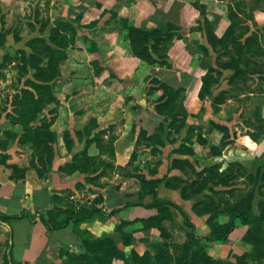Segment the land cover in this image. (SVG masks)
<instances>
[{"label":"crops","instance_id":"crops-1","mask_svg":"<svg viewBox=\"0 0 264 264\" xmlns=\"http://www.w3.org/2000/svg\"><path fill=\"white\" fill-rule=\"evenodd\" d=\"M104 1H106V10L111 12L110 22L104 23V25L96 24L87 31L83 29L87 35L92 31L95 33L94 39L88 38L89 42L84 44H92L91 46L95 48V51H98L97 48L101 51L104 49L109 51V56L105 59L100 58V55L96 52L88 50L92 53L94 60L95 58L100 59V66L111 68L110 70L113 73H116V70L120 71L123 73L120 74L123 77L131 75L138 78V81H144L145 77L150 75L173 87L186 88L185 105L189 111H193L197 104L201 102L199 92L202 87V77L213 66L216 56L207 39L205 18L210 22L219 19L215 34L221 38L230 24L227 19L229 7H232L239 16L244 18L245 14L238 10L237 5L242 1H246L248 5L249 2H252L255 5V10L248 17L245 16L247 20L245 24L249 26L245 29V32L243 31L246 33L244 38L253 34L262 37L252 21L254 19L258 25L264 26V10L263 12L257 11L259 8L264 9V0H97L102 7ZM197 3L205 6V17L201 15V12L195 6ZM247 7V12H250L249 6ZM242 9L243 12L246 11V9ZM112 12L117 14V18L112 17ZM103 17L104 11L98 7H94L91 16H89L92 20H101ZM119 18L128 19L129 23L136 27L144 26L149 29L173 26L171 33L174 37L169 45L167 58L172 68L161 64L151 66L146 64L147 66H144L140 59L126 55L128 43L126 40L122 41L121 39L123 33L120 32L119 25L116 23V19ZM101 41L107 43L106 46ZM261 43V48L264 50V44L262 41ZM255 48L258 49V45ZM154 57L158 58V55L154 54ZM89 80L99 82L98 86L93 87V89L98 88V91H92L89 95L82 90L76 94V97L81 98V101L83 100L80 107H58L54 111L55 116L57 115L58 118L52 124L51 130L55 132L57 141L53 145L52 167L43 177L39 176L33 166V161L36 159H34L31 143H29L28 148L15 144L6 153L8 155L7 165H17L20 172L15 174L13 169L0 165V212L12 217L8 221H0V242L2 243L0 262L8 260L17 264H65L66 258L61 256V251L83 255L86 248L81 236L75 232L73 224L53 229L47 227L41 221V215H45L48 220L49 218H61L62 215L71 216L80 207H93L96 198L100 196H102L103 202L96 205V207L102 209L104 216L83 223L80 229L89 231L98 239H113L119 249L126 253L127 257L131 255L132 251L139 255L144 254L146 251H151L152 255L155 254L153 245L161 240L160 232L157 229L152 228L146 231L141 229L142 225H137L130 246H126L122 242L121 236L116 231V227L122 221L147 219L157 215L155 209H147L142 206L126 208L127 204L139 200V189H126L127 183L115 185L114 180L107 184L108 177L101 178L102 182L107 180V183L99 186L88 182L86 180L88 175L86 174L79 171L68 174L64 171L68 165L73 164L76 156L85 149L87 138L85 128L92 119H97L95 130H98L106 124L117 122V119H115L117 116H119V119L125 117L119 123V128L125 130L121 134L117 133L115 142L116 159L114 164L117 166H125L129 162V155L124 147L135 142L134 132L143 128L145 119H151L153 124L158 123V118L153 115L155 113L154 106L149 105L147 101L145 103L140 101L143 98L146 99L147 94L145 96L139 94V100L134 103L133 108H129L124 104L127 96L125 90L122 91L119 88L120 91H117L114 88H108L102 83L101 78L95 74L89 76L86 81ZM104 94L113 98L115 96L121 98L123 104L119 102V107H116L111 104L113 103L111 100H103L104 96L102 95ZM99 95H101L102 101L99 99ZM246 96L264 97V92L251 91L240 95L243 98ZM88 98H92V100ZM228 102L233 101L229 100ZM207 109L206 120H212L231 128L232 123L228 119H233L228 117L224 110L214 115L210 110L211 108ZM241 114L242 111L239 108L233 113L235 116ZM62 115L64 120L59 123V116ZM190 119L195 120L193 117H190ZM248 119L251 120V118ZM193 121L190 124H193ZM205 122L198 121L196 124L205 125ZM238 129L237 127L236 131ZM66 132L69 134L68 142L65 138ZM241 133H239V138L235 139V144L239 146L235 150L239 155L234 158L243 159L247 157L246 159L251 158L250 160H252L259 157L262 160L264 158V139L261 138L255 141L249 133ZM89 155L93 156L95 154L89 153ZM225 158H228L226 154L220 156L218 160L226 163ZM161 172H164V169H161ZM12 176H14V179ZM164 190V187L159 188L161 198L165 197L163 195ZM165 199H172V202L175 203L174 198L166 197ZM180 206L182 207V205ZM187 213L191 216L190 210ZM29 215L34 218L31 219ZM173 217L174 225L171 230L174 242L183 243L186 239V231L183 228L182 219L175 212H173ZM191 219L198 228L205 231L203 221L195 217L192 218V216ZM234 241L237 242L236 247L244 248V244L239 245L242 244L240 239ZM224 246V244H217L216 251L213 248H208L209 254L215 258L221 257L218 250ZM113 264L127 263L122 260H114Z\"/></svg>","mask_w":264,"mask_h":264},{"label":"rangeland","instance_id":"rangeland-1","mask_svg":"<svg viewBox=\"0 0 264 264\" xmlns=\"http://www.w3.org/2000/svg\"><path fill=\"white\" fill-rule=\"evenodd\" d=\"M105 2H103V7H98L104 11V17L101 20H92L89 16H91L94 7H97L96 3H99L97 0H0V42L2 40L6 41L5 45L0 47V160H7L5 159L8 157L6 153L15 144L21 147H29V142L26 139L30 138V134H25L23 124L20 123V119L16 113L19 104L16 96L21 93V89L27 87L26 81L31 78L29 75L22 76L20 72V67L24 64L22 59L23 55L20 52L25 51L27 54H31L32 49L28 46L31 40L44 38L48 41L52 28L59 21H71L76 19L78 15H82L80 21L84 27L79 29L77 36L74 37L72 46L68 47L62 53V57L64 58L61 61L60 76L50 83V94L47 96L50 100L44 106L45 111L43 115H40L30 127L39 125L40 121L54 123L58 118L57 115L55 116L54 111L58 107H80L83 100L81 101V98L76 97V94L82 90L86 91L89 95L92 91H98V88H94L96 89L94 90L93 87L98 86L99 82L92 80L86 81L89 76L95 74L101 78L102 83L108 88H114L117 91H120L119 88L122 91L125 90V95L127 96L125 97L124 104L129 108L134 107V103L139 100V94H144V96L147 94V98H143L140 101L143 103L147 101L149 105L154 106L155 113L153 115L158 118L157 124H153L151 119H145L143 128L134 132L135 142L130 146L124 147L129 155V162L125 166L113 164L116 159L115 142L117 140V133L121 134L125 130L119 128V123L125 117L119 119V116L116 115L117 117L115 119H117V122L106 124L98 130H95L97 119L91 120L90 124L85 128L86 141L92 139L97 131L103 130L106 135L103 137L106 155L103 158L101 157V159L110 161L114 165V167L105 170L106 177L109 178L108 183L107 180H103L102 182L101 179L100 184H109L114 180L115 185H124L127 183L125 186L126 189H139L140 191L141 188H148L147 181L160 179L161 182L157 189L159 199L174 203L172 199H165L166 197L174 198V204L179 207L182 205L181 209L186 212L191 221V216L192 218L195 217L203 221L205 223V231L197 226V232L201 236L210 233V228L207 224L209 216L204 214L202 208L196 210L195 206L203 201L205 197H211L214 201L219 200L220 197L226 198L224 199L225 202H222L224 209H228L235 203L244 204L248 201H253L258 209L264 196V181L252 179L250 175H256L262 160L259 157H255L252 160H250L251 158L246 159L247 157L243 159H235L234 157L239 155L235 150V148L239 147L235 144V139L239 138V133H252L258 138L264 139V97H240L241 94H246L251 91L263 93L264 74H241V78L243 75H246L247 78V84L243 87L241 78H237V82H232L230 77L233 74V70L231 68L223 70L219 68L218 64H215L218 59L216 55L213 64L216 67V72L214 73L213 85L209 91L211 94L209 97L207 96L206 101L199 102L193 111L187 109L191 115L196 116L193 117L195 120L193 121L185 113L181 112L179 107L175 108L179 112V116L175 118L171 115L169 107L163 109V104L158 103L161 91H158L159 81L156 78L149 75L145 77L144 81H138V78H134L131 75L121 76L120 74L123 73L117 70L116 73H113L110 70L111 68L100 66V59L97 60L95 58L94 60L91 55V52H96L100 55V58L106 59L109 56V51L105 49L101 51L99 48H97L98 51H95V48L91 46L92 44H84L89 42L88 38L94 39L95 37L93 31L91 33L89 32V35L85 34V31L90 29L93 23L104 25V23L110 22L111 12L106 10ZM247 6L250 8V12H247ZM237 8L248 17L254 12L255 5L252 2H249L248 5L246 1H242L237 5ZM242 8L246 9V11L243 12ZM263 10L262 8L257 9V11L261 12ZM227 15H229V11ZM245 16L243 18L238 14L235 15L234 20L238 23L235 28V36H238L243 31L245 32V29L248 28L249 25L245 24L247 23ZM227 19L230 26L232 19L230 20L229 17ZM252 22L257 26L256 30L262 34V37L260 38L258 34L254 35L258 36L260 43L262 41L264 44V26L258 25L254 19ZM217 26L218 24L214 26L215 32ZM118 27L120 29V26ZM121 37L122 41H124V34ZM242 41L244 40L242 39L241 43ZM105 42L107 41L105 40ZM101 43L103 45L105 44L104 46L107 44L102 41ZM88 50L92 51L89 52ZM127 50L126 52L124 50L126 55L135 57L129 47ZM247 58L252 61L251 65L255 68L254 62L261 59L260 56L252 57L251 55H248ZM229 60L230 57L227 56L222 58L221 62L227 63ZM141 61L144 66H151L147 62ZM242 67L244 66L242 65ZM251 76L254 77L252 78ZM244 89L247 91L243 92ZM234 94L235 97H233ZM102 96H104L103 100H111L113 102L111 104H114L116 107H119V102L123 104L121 102L122 99L117 96L114 98L107 94ZM99 97L101 100V95ZM88 99L92 100V98ZM229 100L233 102L229 103ZM207 108H211L210 110L214 115L224 110L226 115L233 119H228L232 123L231 128L212 120H206ZM237 108L242 111L240 116L233 115ZM256 112L260 113L262 121L253 120L252 116ZM63 117V115L59 116V123L63 122ZM248 118H251V120ZM192 121L193 124H190ZM198 121H203L206 124L198 125L196 124ZM222 126L226 127V129H222ZM237 127L239 128L238 131H236ZM179 129L180 133L176 134V130ZM22 135H24V140L20 139ZM225 143L228 144L223 147ZM84 150H88V153L98 154V150L94 144L89 146V148L85 146ZM112 150L115 151V156H113ZM224 154L228 157L227 159L225 158L226 163L224 161L219 162L218 158ZM186 159L190 160L194 171H191L188 168L189 166L182 162L187 161ZM218 164L221 165L222 173L227 172L229 173L228 175L232 176L228 181L229 186L216 185L217 177L210 173H204L208 172L207 170L212 167H218ZM233 164H239L242 168L236 167L233 169L231 167ZM161 169H164V172H161ZM232 169L233 172H231ZM198 173H201V175ZM263 173L264 169H262L260 177H262ZM210 176H212L213 183L208 181ZM198 179L200 180L196 190L205 186L204 191L198 193L197 196L190 200H184L181 195V190L190 189V184ZM162 187L165 189L163 194L165 197L161 198L159 196V188ZM230 190L236 192L232 194L229 192ZM145 201L150 202L151 197L148 196ZM227 202L230 204H227ZM189 210L191 216L187 213ZM172 211L182 219L183 228L187 233L189 229L184 224L183 216L177 209H173ZM219 216V219H216V221H219L221 224L225 223L228 219L226 212L221 213ZM137 225L141 226L140 223L129 225L125 230L127 233L136 231ZM163 225H165L164 228L168 235H170L168 239L170 245L168 252L174 253L176 258L177 252L175 250H177L178 246L183 245L185 241L183 243L174 242L171 230L174 222L165 221ZM154 229L160 232L157 227ZM159 242L162 243L163 240L161 239ZM240 242L242 244L239 245L244 244V248L236 247L237 242L235 241L224 244L225 246L218 250L221 257H217L216 259H222L229 264H264V260L257 261L250 257V253L254 250L252 245L242 241ZM217 244H208V246L216 251ZM156 247L157 245L154 246V251Z\"/></svg>","mask_w":264,"mask_h":264},{"label":"trees","instance_id":"trees-1","mask_svg":"<svg viewBox=\"0 0 264 264\" xmlns=\"http://www.w3.org/2000/svg\"><path fill=\"white\" fill-rule=\"evenodd\" d=\"M96 6L101 8L100 3H96ZM201 15L205 17V6L201 4H195ZM236 11L229 7L230 20L232 19L231 25L226 30L224 35L219 38L215 34V25L218 24L217 19L215 22H210L205 18V30L207 34V39L209 44L213 48V52L217 55V60L215 64H218L219 68L223 70L232 69L233 74L231 75L232 82H237V78H241V74L246 75H263L264 74V50L261 48V43L258 36L254 34L244 38L246 33H240L235 36V28L238 24L234 17ZM82 15L71 21H59L55 27L52 28L48 41L44 38H37L31 40L28 46L32 49L31 54H27L25 51H21L23 55L24 64L20 67V72L22 76L29 75L30 79H27L25 88L20 90V94L16 97L18 98V106L16 109L17 117L20 119V123L23 124L25 134H30V138L26 139L27 142L31 143V148L33 149V155L35 161H33V166L36 168L39 176L43 177L52 167V161L54 158V143L57 141L56 134L51 130L52 122L45 123V121H40L39 125L30 127L33 122H35L40 115H43L45 111V104L49 102V89L50 83L60 76L61 72V61L62 53L68 47L72 46L74 43V37L77 36L79 29L83 28L84 25L81 23ZM112 17L117 18V14L112 12ZM116 23L120 26V32L124 34L126 42L129 44L128 47L131 49L133 55L139 59L147 62L150 65L161 64L171 67L168 63V48L174 37L171 33L173 26H168L166 28H147L144 26L136 27L129 23L128 19L119 18L116 19ZM96 25L93 23L91 27ZM244 38V41L241 40ZM214 42V43H213ZM6 41L2 40L0 42V47L5 45ZM258 45V49H256ZM206 53L208 51H205ZM154 54L158 55V58L154 57ZM248 55L255 57L260 56L261 59L254 62V66L251 65L252 61L248 59ZM230 57L229 62H221L224 57ZM242 65L244 67H242ZM172 68V67H171ZM100 73V71H98ZM216 72V67L211 66L207 73L202 77V87L199 92V99L201 101H206V99L211 94L210 87L213 85L214 73ZM243 75L242 85L246 86L247 78ZM157 79V78H156ZM158 80V79H157ZM159 81L158 91H161V96L158 103L163 104V109L169 107L171 115L177 118L179 112L176 111V107H179L180 111L185 113L188 117H196L191 115L185 105V93L186 88L184 87H173L166 82ZM247 91L246 89L243 92ZM242 92V90H240ZM208 96V97H207ZM235 97V94L233 95ZM254 121L260 120V113L256 112L252 116ZM226 129V127H221ZM181 129V128H180ZM180 129L176 130V134L180 133ZM251 138L255 141L259 140L257 136L249 133ZM106 136L103 130L97 131L92 139L86 141V148H89L92 144L95 145L98 150L97 155H89L88 150H84L76 156L73 164L68 165L64 171L65 173H73L79 171L80 173L88 175L86 180L95 184H100V180L106 177V169L114 167V163L111 164L110 161L101 159L106 155V148L104 147V139ZM69 134L65 133V138L68 142ZM21 140L25 139L24 135L21 136ZM20 140V142H21ZM19 142V143H20ZM225 143L223 147L227 146ZM113 156H115V151H113ZM47 154V155H46ZM6 157L5 159H7ZM187 161H182L186 163L191 171H194V167L189 159ZM7 160H0V165L7 166L13 169V172H20L17 165H7ZM218 167L208 169V172L213 176L217 177L216 185L229 186L228 181L231 179L229 173H222L221 165ZM104 167V168H103ZM231 167L234 169L236 167H241L239 164H233ZM242 168V167H241ZM233 169L231 172H233ZM264 169V158L260 162V166L256 175H250L252 179L264 181V173L262 177L261 171ZM201 175V173H198ZM234 174V173H233ZM224 175V176H223ZM208 179L209 182L213 183V179ZM14 179V176H12ZM22 178V176H20ZM199 180H196L190 184V189L181 190V195L184 200H190L204 191L205 186L198 188ZM99 182V183H98ZM146 182V181H145ZM160 179H151L147 181L149 185L148 188H141L139 195V200L135 203H130L126 205V208L134 206H142L147 209H155L157 215L149 217L147 219H137L134 221H122L117 227L116 231L122 238V242L126 246H130L133 240V233L125 230L129 225H136L140 223L143 230H150L151 228H158L161 232L162 243L156 242L153 245H157L155 249V254L152 255L151 251H146L143 256L132 251L131 255L127 257L126 253L119 249L115 241L111 238L108 239H98L95 238L89 231L80 229L83 223L92 221L97 217H103L104 213L102 209L97 208L96 205L103 202L102 196L98 197L95 205L91 208L80 207L74 211L73 215L66 216L62 215L61 218L46 219L45 215H41V221L47 226L53 229L63 228L73 224L75 232H77L81 238L82 242L86 248V252L83 255L70 254L67 251H61V256L65 257V264H113L114 260H122L127 264H229L222 259H216L208 252V244L218 243V244H228L233 242L235 239H240L242 242L252 245L254 250L250 253V257L257 261L264 260V196L260 202L258 209L256 208L253 201H248L244 204L235 203L231 205L228 209H224L222 202H225L223 197L219 200L214 201L211 197H205L203 201L195 206V209H203L204 214L209 217L207 219V224L210 228V233L208 235H199L197 232V226L189 219L185 211L181 209L178 205L162 201L158 197V187L160 184ZM1 192V184H0ZM233 194L236 191L230 190ZM151 197V201H145L147 197ZM227 204H230L227 202ZM173 209H177L184 218V224L189 229L186 233V240L183 245L177 247L175 250L176 258L174 253H169L168 249L170 247L168 235L166 229L164 228L165 221L174 222ZM116 212V211H113ZM223 212L227 213V221L225 223H220L216 221L219 219V215ZM112 214V213H111ZM32 219L33 216L29 215ZM12 217L6 216L0 212V221H8ZM2 243L0 242V248ZM176 259V263H175ZM0 264H17L5 260Z\"/></svg>","mask_w":264,"mask_h":264}]
</instances>
